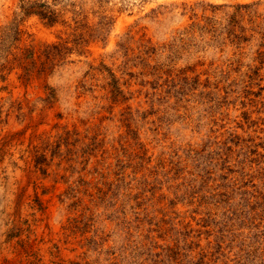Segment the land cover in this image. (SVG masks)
Wrapping results in <instances>:
<instances>
[{
    "label": "rangeland",
    "instance_id": "374dc122",
    "mask_svg": "<svg viewBox=\"0 0 264 264\" xmlns=\"http://www.w3.org/2000/svg\"><path fill=\"white\" fill-rule=\"evenodd\" d=\"M0 264H264V0H0Z\"/></svg>",
    "mask_w": 264,
    "mask_h": 264
}]
</instances>
